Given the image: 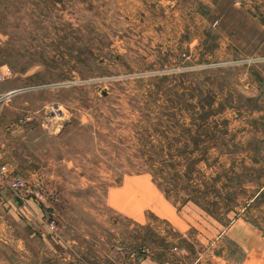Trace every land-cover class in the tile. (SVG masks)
Masks as SVG:
<instances>
[{
	"label": "rangeland",
	"instance_id": "374dc122",
	"mask_svg": "<svg viewBox=\"0 0 264 264\" xmlns=\"http://www.w3.org/2000/svg\"><path fill=\"white\" fill-rule=\"evenodd\" d=\"M187 1L0 0V67L11 70L0 161L48 197L33 219L49 237L34 239L45 263L193 264L189 253L223 251L201 243L184 196L232 103L255 107L246 87L234 100L237 69L252 64L223 60L212 6ZM26 236L0 214V253L24 252ZM251 236L222 239L236 264H264L263 237Z\"/></svg>",
	"mask_w": 264,
	"mask_h": 264
},
{
	"label": "crops",
	"instance_id": "0c3cea01",
	"mask_svg": "<svg viewBox=\"0 0 264 264\" xmlns=\"http://www.w3.org/2000/svg\"><path fill=\"white\" fill-rule=\"evenodd\" d=\"M187 3L212 6L209 23L216 24L215 31L222 41L219 52L223 60L240 57L252 64L246 70L237 69L245 74L236 81L238 92L235 90L234 100H240L236 93L240 87H246L241 90L246 94L245 101L251 100L255 107L235 108L232 103L231 121L227 119V123L216 125L214 141L201 143L199 173L191 181L194 193L184 196L183 216L185 220L196 219L193 225L199 231L197 237L202 244L215 245L216 249L221 243L227 245L222 241L225 237L236 238L234 235L243 236L246 232L249 238L252 233L255 238L262 239V236L264 241V0H190ZM224 110L217 111V118L228 115ZM3 165L0 161V167ZM3 180L0 174V214L7 218L12 216L16 227L27 236L20 240L24 252L0 253V264H47L44 255L34 251L35 238L44 243L49 238L37 231L33 220L37 215H43V211L34 201L20 202ZM187 231L184 232L186 238L189 237ZM192 236L196 237L195 234ZM211 237L213 239H209ZM247 242L253 248L258 243ZM225 246L221 253L209 251L198 257L189 253L187 260L193 264H205L203 261L236 264L234 261L238 258L230 257ZM256 259V254L249 252L245 262ZM141 262L178 264L174 259L163 261L154 254L144 255Z\"/></svg>",
	"mask_w": 264,
	"mask_h": 264
},
{
	"label": "built area",
	"instance_id": "2783aa9c",
	"mask_svg": "<svg viewBox=\"0 0 264 264\" xmlns=\"http://www.w3.org/2000/svg\"><path fill=\"white\" fill-rule=\"evenodd\" d=\"M10 75L11 70L8 67H0V83L5 82ZM7 96H9V94H6L5 97ZM1 159L2 156L0 154V160ZM0 174L4 177V181L7 182L10 190L20 202L27 203L29 201H35L46 203L48 197L42 188H36L31 185L28 180L11 172L7 165L0 167ZM48 226L51 230L56 231L57 224L55 220H51Z\"/></svg>",
	"mask_w": 264,
	"mask_h": 264
}]
</instances>
